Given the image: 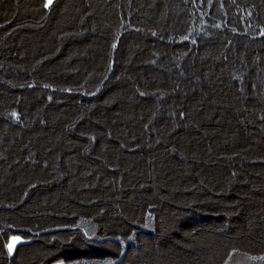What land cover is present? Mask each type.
Listing matches in <instances>:
<instances>
[{
    "label": "trees",
    "instance_id": "obj_1",
    "mask_svg": "<svg viewBox=\"0 0 264 264\" xmlns=\"http://www.w3.org/2000/svg\"><path fill=\"white\" fill-rule=\"evenodd\" d=\"M57 262L264 264V0H0V264Z\"/></svg>",
    "mask_w": 264,
    "mask_h": 264
},
{
    "label": "water",
    "instance_id": "obj_2",
    "mask_svg": "<svg viewBox=\"0 0 264 264\" xmlns=\"http://www.w3.org/2000/svg\"><path fill=\"white\" fill-rule=\"evenodd\" d=\"M19 238V237H18ZM24 244V241L19 238L17 240H14L13 237L9 240L8 245H7V250L11 258L15 255V252L17 248L22 246ZM9 246H11V251L9 250Z\"/></svg>",
    "mask_w": 264,
    "mask_h": 264
},
{
    "label": "rangeland",
    "instance_id": "obj_3",
    "mask_svg": "<svg viewBox=\"0 0 264 264\" xmlns=\"http://www.w3.org/2000/svg\"><path fill=\"white\" fill-rule=\"evenodd\" d=\"M53 0H51V2H49V0H45V3H46V7H48L51 3H52ZM55 264H64L63 262H57Z\"/></svg>",
    "mask_w": 264,
    "mask_h": 264
},
{
    "label": "snow or ice",
    "instance_id": "obj_4",
    "mask_svg": "<svg viewBox=\"0 0 264 264\" xmlns=\"http://www.w3.org/2000/svg\"><path fill=\"white\" fill-rule=\"evenodd\" d=\"M49 2H51V0H49ZM14 240L19 239L18 237H13ZM9 250L11 251V246H9Z\"/></svg>",
    "mask_w": 264,
    "mask_h": 264
}]
</instances>
